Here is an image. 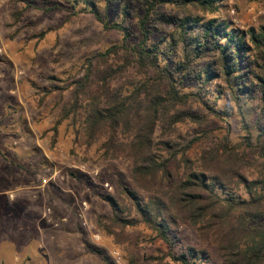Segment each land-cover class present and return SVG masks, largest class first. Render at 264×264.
Returning <instances> with one entry per match:
<instances>
[{
	"label": "rangeland",
	"instance_id": "rangeland-1",
	"mask_svg": "<svg viewBox=\"0 0 264 264\" xmlns=\"http://www.w3.org/2000/svg\"><path fill=\"white\" fill-rule=\"evenodd\" d=\"M125 5L130 12L126 23L139 35L137 22L144 16L140 0H0V47L4 48L0 55V264H107L105 256L113 264H181L169 256L170 248L155 239L146 224L117 229L115 234L101 227L102 220L113 216L104 196L121 201L122 186L134 187L133 158L127 149L106 157L102 144L108 134L90 145L79 134L80 122L62 119L71 83L83 77L87 59L94 55L95 98L105 99L108 93L102 84L107 73L116 74L112 85H124L126 93L146 80L132 65L122 73L118 67L125 63L124 53L99 56L121 44L124 36L106 29L90 10L95 7L110 23L122 22ZM182 15L171 4L161 6L148 23L152 39L168 34L171 25L175 28L158 19ZM197 15L225 20L232 28L247 31L264 20V0H223L215 15ZM178 60L175 54L170 62ZM147 81L149 88L140 98L145 106L165 94L158 81ZM221 85L200 89L191 74L184 79L182 91L190 95L188 103L170 102L160 110L155 141L168 145H162L163 154L182 151L204 133L187 150L192 164L199 167L204 149L225 144L226 136L232 145L243 141L247 132L238 105L223 88L227 83ZM204 101L216 103V112ZM240 104L255 136L256 110L248 91ZM184 112L197 118L174 123L176 115ZM245 151L243 146L236 155L245 157ZM247 152V165L241 166L244 175L263 177L264 158ZM185 167L179 168L181 175ZM236 194L245 197V189L239 187ZM124 204L127 209L132 206L128 200ZM177 235L173 252H180L182 245L204 247L191 225H182Z\"/></svg>",
	"mask_w": 264,
	"mask_h": 264
},
{
	"label": "trees",
	"instance_id": "trees-1",
	"mask_svg": "<svg viewBox=\"0 0 264 264\" xmlns=\"http://www.w3.org/2000/svg\"><path fill=\"white\" fill-rule=\"evenodd\" d=\"M140 1L144 16L137 22L139 35H134L126 23L128 5L123 7L122 22L110 23L95 7L90 12L106 29H116L124 36L121 44L99 56L124 53L125 63L118 67L122 73L132 65L146 80L126 93L124 85H112L118 79L116 74L107 73L102 84L108 93L105 99L95 98L98 90L94 55L87 59L83 77L72 81L71 95L63 106L62 119L80 122L79 134L83 133L86 143H97L108 134L102 144L106 157H114L118 149H127L133 158L134 187L122 186L121 201L112 195L104 196L113 216L100 225L115 234L117 229L146 224L156 234L155 239L170 248L169 256L181 264H264V176L249 179L241 167L247 165V151L264 158V20L258 27L240 31L225 20H205L197 15H215L221 11L223 0ZM165 4L177 7L183 15L158 19L175 24V28L171 25L168 34L154 40L148 23ZM175 54L179 60L170 62ZM190 74L199 81L200 89L227 83L223 88L237 103L247 132L237 146L226 136L225 144L204 149L199 167L192 164L187 150L206 134H200L182 151L174 149L166 154L162 153L166 142L155 141L161 108L170 102L188 103L190 95L183 93L182 86ZM152 78L165 89V94L145 106L140 98L149 88L147 80ZM247 91L256 110L255 136L246 125L240 104ZM204 103L216 112V103ZM187 118L197 116L180 113L174 123ZM243 146L247 156H237ZM183 165L186 167L181 175L179 168ZM241 186L245 197L236 194ZM126 200L132 204L130 209L121 205ZM182 225L195 227L204 247L182 245L180 252H173ZM104 258L107 264H113L108 256Z\"/></svg>",
	"mask_w": 264,
	"mask_h": 264
},
{
	"label": "built area",
	"instance_id": "built-area-1",
	"mask_svg": "<svg viewBox=\"0 0 264 264\" xmlns=\"http://www.w3.org/2000/svg\"><path fill=\"white\" fill-rule=\"evenodd\" d=\"M0 42H1V37H0ZM4 53V48L0 47V55H2Z\"/></svg>",
	"mask_w": 264,
	"mask_h": 264
},
{
	"label": "crops",
	"instance_id": "crops-1",
	"mask_svg": "<svg viewBox=\"0 0 264 264\" xmlns=\"http://www.w3.org/2000/svg\"><path fill=\"white\" fill-rule=\"evenodd\" d=\"M2 253H5V252H2Z\"/></svg>",
	"mask_w": 264,
	"mask_h": 264
}]
</instances>
